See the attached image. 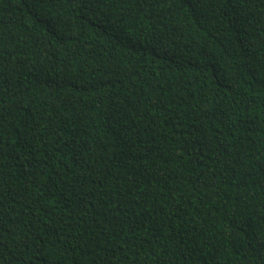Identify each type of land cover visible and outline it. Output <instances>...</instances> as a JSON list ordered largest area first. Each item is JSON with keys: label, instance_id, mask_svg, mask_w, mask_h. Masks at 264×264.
Wrapping results in <instances>:
<instances>
[{"label": "trees", "instance_id": "16d2710c", "mask_svg": "<svg viewBox=\"0 0 264 264\" xmlns=\"http://www.w3.org/2000/svg\"><path fill=\"white\" fill-rule=\"evenodd\" d=\"M0 264H264V0H0Z\"/></svg>", "mask_w": 264, "mask_h": 264}]
</instances>
